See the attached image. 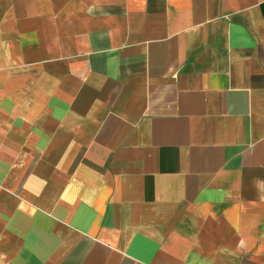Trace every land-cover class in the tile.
<instances>
[{
    "label": "crops",
    "instance_id": "0c3cea01",
    "mask_svg": "<svg viewBox=\"0 0 264 264\" xmlns=\"http://www.w3.org/2000/svg\"><path fill=\"white\" fill-rule=\"evenodd\" d=\"M0 264H264V0H0Z\"/></svg>",
    "mask_w": 264,
    "mask_h": 264
}]
</instances>
